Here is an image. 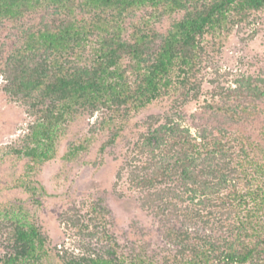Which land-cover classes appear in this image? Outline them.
<instances>
[{
  "label": "trees",
  "instance_id": "16d2710c",
  "mask_svg": "<svg viewBox=\"0 0 264 264\" xmlns=\"http://www.w3.org/2000/svg\"><path fill=\"white\" fill-rule=\"evenodd\" d=\"M261 12L264 0H0L3 92L33 118L0 149V264H264V76L213 87L200 124L176 114L199 101L205 69ZM155 104L171 113L130 130ZM94 116L88 134L102 140L101 154L134 135L126 181L159 219L166 246L156 258L125 256L102 200L85 216L63 214L101 244L75 253L52 247L12 196L36 195L68 121Z\"/></svg>",
  "mask_w": 264,
  "mask_h": 264
},
{
  "label": "rangeland",
  "instance_id": "374dc122",
  "mask_svg": "<svg viewBox=\"0 0 264 264\" xmlns=\"http://www.w3.org/2000/svg\"><path fill=\"white\" fill-rule=\"evenodd\" d=\"M247 75L264 76V12L233 33L219 59L205 69L199 101L183 106L176 114L186 126L200 124L209 118L201 107L208 98L207 92L216 86H230L236 78ZM2 86L0 80V149L17 142L33 119L24 106L4 94ZM170 113L167 104L152 105L130 122V130H136L135 125L147 118L165 117ZM94 120L95 116L85 121L69 120L56 158L46 163L36 177L33 188L36 195L28 198L26 192L15 191L12 196L22 200L29 213L36 214L38 226L52 247L75 253L81 252L83 246L90 244L97 249L101 244L82 237L77 228L63 220V214L79 211L85 216L91 202L102 200L109 211V231L125 256L156 258L160 248L166 246L159 219L140 208L139 195L126 181L134 135L129 130L101 154L102 140L88 134ZM70 144L76 148L71 156L68 155ZM10 165L8 160L2 168L9 170ZM21 167L22 163H17L14 170L20 171Z\"/></svg>",
  "mask_w": 264,
  "mask_h": 264
}]
</instances>
